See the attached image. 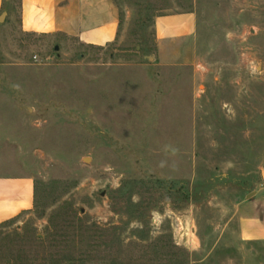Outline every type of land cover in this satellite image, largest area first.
Here are the masks:
<instances>
[{"label": "rangeland", "instance_id": "374dc122", "mask_svg": "<svg viewBox=\"0 0 264 264\" xmlns=\"http://www.w3.org/2000/svg\"><path fill=\"white\" fill-rule=\"evenodd\" d=\"M114 2L107 48L0 13V174L37 182L0 262L258 264L237 205L264 187V0ZM182 12L197 33L166 65L155 21Z\"/></svg>", "mask_w": 264, "mask_h": 264}, {"label": "crops", "instance_id": "0c3cea01", "mask_svg": "<svg viewBox=\"0 0 264 264\" xmlns=\"http://www.w3.org/2000/svg\"><path fill=\"white\" fill-rule=\"evenodd\" d=\"M13 2L0 0V13L13 14ZM19 12L24 33L62 36L86 47L107 48L117 42L121 30L120 10L114 0H19ZM197 25L194 12L156 18L157 46L164 64L179 63L184 57L181 45L193 42ZM36 195L37 182L32 175L0 174V227L32 212ZM237 216L240 243L252 251L251 258L264 264V187L238 203Z\"/></svg>", "mask_w": 264, "mask_h": 264}, {"label": "trees", "instance_id": "16d2710c", "mask_svg": "<svg viewBox=\"0 0 264 264\" xmlns=\"http://www.w3.org/2000/svg\"><path fill=\"white\" fill-rule=\"evenodd\" d=\"M77 236V235H76ZM76 236H75V234H74V236L73 237H75L72 241H74L75 243H76V241H77V239H76ZM60 238H61V243L62 244H70L72 241L70 240V236H68L66 233L65 234H61L60 235ZM42 242H44V241H42ZM68 263L69 264H75L76 263V261H77V259L76 258H69L68 260ZM10 264H13V263H11V262H9Z\"/></svg>", "mask_w": 264, "mask_h": 264}, {"label": "water", "instance_id": "95a60500", "mask_svg": "<svg viewBox=\"0 0 264 264\" xmlns=\"http://www.w3.org/2000/svg\"><path fill=\"white\" fill-rule=\"evenodd\" d=\"M5 15V14H4ZM4 15L1 17V20L3 19ZM58 50V48H56ZM89 160L88 158L85 160L87 162Z\"/></svg>", "mask_w": 264, "mask_h": 264}, {"label": "bare ground", "instance_id": "6f19581e", "mask_svg": "<svg viewBox=\"0 0 264 264\" xmlns=\"http://www.w3.org/2000/svg\"><path fill=\"white\" fill-rule=\"evenodd\" d=\"M87 161H89V160H87Z\"/></svg>", "mask_w": 264, "mask_h": 264}]
</instances>
